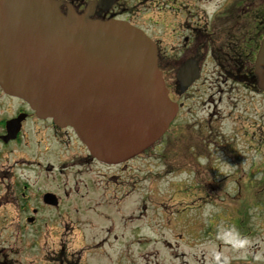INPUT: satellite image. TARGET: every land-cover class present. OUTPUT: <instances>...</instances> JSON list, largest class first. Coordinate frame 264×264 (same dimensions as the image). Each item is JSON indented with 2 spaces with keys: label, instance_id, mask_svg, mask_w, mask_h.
Returning a JSON list of instances; mask_svg holds the SVG:
<instances>
[{
  "label": "flooded vegetation",
  "instance_id": "obj_1",
  "mask_svg": "<svg viewBox=\"0 0 264 264\" xmlns=\"http://www.w3.org/2000/svg\"><path fill=\"white\" fill-rule=\"evenodd\" d=\"M66 6L90 19L129 23L150 37L177 113L151 147L109 165L91 157L71 128L39 117L0 85V210L16 231V249L7 255L28 246L38 258L39 250L52 243L42 238V231L57 227L60 239L53 243L54 253L45 256L48 264H87L85 251L101 257L98 264H248L249 258L262 259V194L257 210L249 211L236 194H150L140 189L147 178L141 168L151 159L161 158L165 172L173 161L190 167L195 162L191 151L204 147L199 140L205 143L204 137L183 133L190 127L178 123L186 122L180 115L188 113L185 106L203 72L221 77L220 84L230 92L243 90L249 100L263 101L255 60L264 36V0H62V12ZM186 66L198 70L188 87L175 77ZM169 76L174 77L170 85ZM153 175L151 171L150 180ZM201 177L207 180L206 174ZM9 242L3 244L11 246Z\"/></svg>",
  "mask_w": 264,
  "mask_h": 264
},
{
  "label": "water",
  "instance_id": "obj_2",
  "mask_svg": "<svg viewBox=\"0 0 264 264\" xmlns=\"http://www.w3.org/2000/svg\"><path fill=\"white\" fill-rule=\"evenodd\" d=\"M60 4L0 0L1 87L71 127L92 157L120 163L152 145L177 112L155 45L127 23L63 14ZM184 73L186 84L197 75ZM255 75L264 91V37Z\"/></svg>",
  "mask_w": 264,
  "mask_h": 264
},
{
  "label": "rangeland",
  "instance_id": "obj_3",
  "mask_svg": "<svg viewBox=\"0 0 264 264\" xmlns=\"http://www.w3.org/2000/svg\"><path fill=\"white\" fill-rule=\"evenodd\" d=\"M212 69L213 67H207V70ZM220 78L211 71L203 72L201 82L190 93L193 96L189 99L190 106H185L188 108L184 111L188 113L180 115L186 122L178 123L181 126L188 124L190 127L183 133L200 134V137L205 138V143L199 139L204 146L197 147L201 148L200 151H191L195 159L193 166L178 167L175 165L176 161H173L170 169L165 172L166 167H162L161 158L151 159L146 167L141 168L142 175L147 178L140 191L150 194H236L249 211L257 210L259 196L262 194L264 198V98L258 103L256 99L249 100L243 90L234 91L232 88L230 92L228 87L220 84ZM173 79V76H169V85ZM209 140L211 144H208ZM257 144L260 146L256 148ZM163 153L164 151L161 154ZM153 155L158 157L156 151ZM151 171L154 178L150 180ZM189 171L197 174L196 177L188 176ZM203 174L207 175V180H201ZM155 200L160 201L159 198ZM2 216L3 212L0 210V264H48L45 256L50 252L54 253L57 246L53 243L60 239L57 227L42 231V238H49L52 243H47L39 250L38 258L35 249L28 246L21 248L18 243L21 252L8 256L7 250L16 249L13 245L16 231L10 230L7 224L9 220L4 221ZM8 240L12 241L9 242L12 245L7 247L3 242ZM211 248L206 246L207 250ZM183 249L189 252L186 247ZM31 252L36 255H29ZM81 254L82 252L80 259ZM227 256L233 257L234 253H227ZM7 258H12L14 262ZM82 258L87 264H98L101 261V257L89 255L88 251L82 254ZM248 264H264V253L260 260L259 257L249 258Z\"/></svg>",
  "mask_w": 264,
  "mask_h": 264
}]
</instances>
